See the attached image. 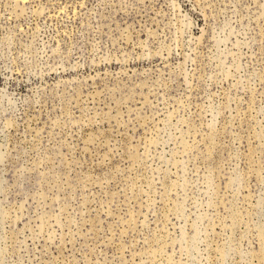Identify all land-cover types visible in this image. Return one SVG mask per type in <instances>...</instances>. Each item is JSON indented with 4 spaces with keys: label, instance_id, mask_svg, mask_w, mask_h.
Returning a JSON list of instances; mask_svg holds the SVG:
<instances>
[{
    "label": "rangeland",
    "instance_id": "374dc122",
    "mask_svg": "<svg viewBox=\"0 0 264 264\" xmlns=\"http://www.w3.org/2000/svg\"><path fill=\"white\" fill-rule=\"evenodd\" d=\"M0 264H264V0H0Z\"/></svg>",
    "mask_w": 264,
    "mask_h": 264
}]
</instances>
